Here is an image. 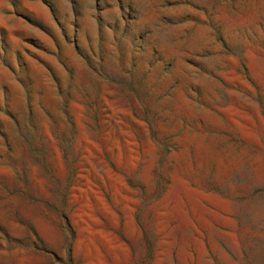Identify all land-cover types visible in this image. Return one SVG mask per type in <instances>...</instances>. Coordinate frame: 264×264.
<instances>
[{
	"label": "rangeland",
	"instance_id": "obj_1",
	"mask_svg": "<svg viewBox=\"0 0 264 264\" xmlns=\"http://www.w3.org/2000/svg\"><path fill=\"white\" fill-rule=\"evenodd\" d=\"M0 264H264V0H0Z\"/></svg>",
	"mask_w": 264,
	"mask_h": 264
}]
</instances>
